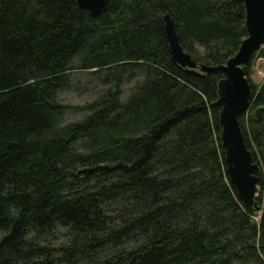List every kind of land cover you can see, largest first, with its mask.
Masks as SVG:
<instances>
[{
    "label": "trees",
    "instance_id": "trees-1",
    "mask_svg": "<svg viewBox=\"0 0 264 264\" xmlns=\"http://www.w3.org/2000/svg\"><path fill=\"white\" fill-rule=\"evenodd\" d=\"M200 64L248 35L244 0H0V264H264V82L240 124L256 206L230 182L221 73L173 61L164 15ZM75 69L102 93L64 103ZM85 116L65 122L70 109Z\"/></svg>",
    "mask_w": 264,
    "mask_h": 264
},
{
    "label": "water",
    "instance_id": "water-1",
    "mask_svg": "<svg viewBox=\"0 0 264 264\" xmlns=\"http://www.w3.org/2000/svg\"><path fill=\"white\" fill-rule=\"evenodd\" d=\"M94 17L99 16L109 0H77ZM248 35L238 51L226 63L210 65L198 63L186 51L180 41L175 21L170 13L164 15L165 31L173 61L200 74L221 73L218 83V99L221 106L219 122L222 127L221 141L225 150V162L230 182L238 196L248 206H256L258 196V163L246 142L239 115L250 105L251 83L244 65L264 47V0H244Z\"/></svg>",
    "mask_w": 264,
    "mask_h": 264
},
{
    "label": "rangeland",
    "instance_id": "rangeland-1",
    "mask_svg": "<svg viewBox=\"0 0 264 264\" xmlns=\"http://www.w3.org/2000/svg\"><path fill=\"white\" fill-rule=\"evenodd\" d=\"M251 79L256 84L264 82V58L257 56L252 62ZM73 87L64 90L60 98L64 103L83 105L95 100L102 93V86L95 76L87 71L75 69L73 72ZM65 122L77 121L85 116V111L70 109Z\"/></svg>",
    "mask_w": 264,
    "mask_h": 264
}]
</instances>
